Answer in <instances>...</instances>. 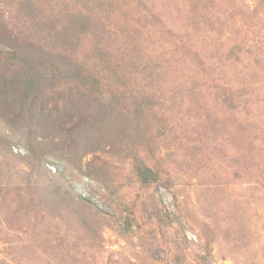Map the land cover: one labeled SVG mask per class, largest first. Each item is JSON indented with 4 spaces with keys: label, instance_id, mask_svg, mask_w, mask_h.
Masks as SVG:
<instances>
[{
    "label": "rangeland",
    "instance_id": "1",
    "mask_svg": "<svg viewBox=\"0 0 264 264\" xmlns=\"http://www.w3.org/2000/svg\"><path fill=\"white\" fill-rule=\"evenodd\" d=\"M50 1L41 21L55 13L53 2L65 6L64 0ZM151 1L165 33L157 29L152 44L146 33L137 41L129 33L126 41L136 44V54L119 56L121 67L132 56L145 58L146 72H152L139 81L144 90L135 81L123 86L135 89L117 104V119L129 121L122 123L129 132H87L88 122L64 114L63 132L46 139V132H32L26 110L45 103L60 113L67 96L59 85L44 93H56L47 100L19 104L15 129L9 117L0 118V264H264V4ZM16 2L0 0V36L30 35L16 16ZM6 42L0 41V59L10 55ZM183 46L192 52L185 54ZM78 48L79 65L97 63L88 46ZM197 50L213 69L210 77L197 67ZM167 68L171 75L163 73ZM65 84L68 94L73 83ZM170 85L179 87V104L168 106V124L156 121L146 104L133 112V96L156 107ZM226 90L245 96L247 110L222 102ZM139 163L147 175L145 166L158 170V185L167 183L149 192ZM168 212L177 216L172 226Z\"/></svg>",
    "mask_w": 264,
    "mask_h": 264
},
{
    "label": "trees",
    "instance_id": "2",
    "mask_svg": "<svg viewBox=\"0 0 264 264\" xmlns=\"http://www.w3.org/2000/svg\"><path fill=\"white\" fill-rule=\"evenodd\" d=\"M40 1L37 3V0H18L15 3L19 8L16 16L26 27L25 32L30 35L23 38L20 37L21 35L0 36V41L4 43L7 40V47L10 48V55L0 59V118L8 122L7 117H9V127L13 129L20 123V120L17 119L20 112L19 104L24 105L27 101L28 104H34L37 99L47 100L52 97L53 93H56L51 89L47 98L43 97L44 93L46 94L51 86L53 88L59 85L62 88V93L67 96L61 103L60 113H55V109H46L45 103L26 110L28 117L32 118V125L30 124L32 132H46L47 135L42 137L44 139L49 136V132H63L59 126V117L62 114L66 120L67 116H76L79 118L78 123L88 122V125L84 126V131L87 132H95L96 129L112 133L120 132V130L129 132L127 126L122 124L129 121L117 119L119 117L117 116V104L123 101L124 92H126L124 97L128 98L131 93L134 95L135 89L126 90L123 86L133 81H135L134 83L144 82L152 72L151 70L146 72L145 58L143 60L139 56H132L130 57L131 61L127 60L126 65L121 67L118 65L120 64L119 56L123 57L122 53L128 54L130 50L136 54L134 47L136 44L126 41L130 40L129 33H133L136 41L140 34L146 33L149 44H152L153 40L159 39L155 35L157 29L161 28L160 30L165 33V28L162 27L164 19L155 12L152 7L153 2L151 0H71L68 4V1L64 0L66 7H58V3L55 1L52 9H56V11L52 14L51 20L48 18L41 21L39 13L45 11L46 4L51 5V1ZM259 1L264 4V0ZM1 20H3L2 16H0ZM141 28L142 32H139L138 30ZM2 29L3 26L0 27V32H3ZM119 31L126 32V35L122 38L111 37V33L115 35ZM199 31L197 30V32ZM137 33L139 34L136 35ZM168 33H172V31ZM35 40L39 44H35ZM120 41L122 43L118 47ZM78 44L84 48L88 46L87 54L96 59L97 63H90L87 60L82 63V66L79 65L78 61L81 60L77 55ZM1 46L0 43V48ZM181 48L185 49V54L192 52L185 46ZM201 53L198 50L197 53H194L195 62L203 75L210 77L213 69L198 57ZM165 70L166 72H163L165 75L168 73L171 75L168 68ZM172 76H174L173 73ZM212 79L214 80L215 77ZM68 81H71L73 86L70 88L71 92L66 94L64 89L66 88L65 83ZM139 84V87L144 90V86L140 82ZM105 86L107 89L102 91L101 89ZM170 87L161 93L160 101L156 107L155 104L148 106V103L144 101L138 103L137 97L133 96L134 104L133 101L131 102L135 108L133 112L138 113V110L140 111L146 104L151 110L153 109L152 117L156 121L162 122L164 125L168 124L170 113L168 106L175 108V103L179 104L177 102L179 87L171 85ZM118 89L121 90V95ZM73 92L81 94V98H74ZM94 93L99 96L92 100L89 96ZM104 93L106 95L109 93L110 96L104 97ZM216 94L219 95L217 92ZM226 94L228 97L222 99V102L228 103L229 108L235 103L236 106L233 107V110H238L239 113L247 110L249 101L245 100V96L238 93L235 97L229 90H226ZM101 97L104 101L101 100ZM228 98L230 101L227 100ZM90 117L92 118L89 119ZM13 122L15 125L12 124ZM108 123L111 125L106 128L105 124ZM171 124L167 128L170 132H176V124ZM135 125L136 123H132V126ZM140 165L141 163L137 165V173L139 171L140 181L147 185L149 192H156L160 185L164 186V183H167L165 180L158 185V170L154 171L145 166L147 173H150L147 175L142 172ZM199 169H203V166H200ZM151 188L152 190H150ZM53 191L58 197L61 196L59 189ZM147 196L150 198L148 193ZM167 217H169V226L178 222L177 216L172 212H168ZM208 253L209 251L204 256L205 260Z\"/></svg>",
    "mask_w": 264,
    "mask_h": 264
}]
</instances>
